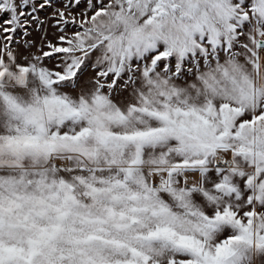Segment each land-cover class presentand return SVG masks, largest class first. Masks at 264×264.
Listing matches in <instances>:
<instances>
[{
	"label": "snow or ice",
	"instance_id": "obj_1",
	"mask_svg": "<svg viewBox=\"0 0 264 264\" xmlns=\"http://www.w3.org/2000/svg\"><path fill=\"white\" fill-rule=\"evenodd\" d=\"M0 264H264V0H0Z\"/></svg>",
	"mask_w": 264,
	"mask_h": 264
}]
</instances>
